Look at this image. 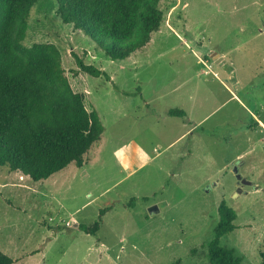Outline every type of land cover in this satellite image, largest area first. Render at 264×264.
Returning a JSON list of instances; mask_svg holds the SVG:
<instances>
[{
	"label": "rangeland",
	"instance_id": "1",
	"mask_svg": "<svg viewBox=\"0 0 264 264\" xmlns=\"http://www.w3.org/2000/svg\"><path fill=\"white\" fill-rule=\"evenodd\" d=\"M159 8L148 43L111 59L60 21L53 0L32 6L22 43L59 48L72 89L105 130L83 166L69 164L45 180L0 166V251L12 264H207L221 200L237 216L220 244L241 264H260L264 0H161ZM73 53L105 74L73 75ZM169 107L187 114L169 116ZM153 205L158 211L149 213ZM106 206L96 234L78 228Z\"/></svg>",
	"mask_w": 264,
	"mask_h": 264
},
{
	"label": "trees",
	"instance_id": "2",
	"mask_svg": "<svg viewBox=\"0 0 264 264\" xmlns=\"http://www.w3.org/2000/svg\"><path fill=\"white\" fill-rule=\"evenodd\" d=\"M36 1L0 0V166L40 181L69 164L83 166L84 155L105 128L98 112L85 107L84 95L72 89L59 48L53 43H22ZM53 1L60 21L81 30L111 59H126L144 47L162 19L161 0ZM73 55L78 68L72 70L73 75L79 71L105 74ZM167 115L186 114L172 108ZM134 200L132 197L128 206H133ZM110 208L100 209L90 226L79 224L78 228L96 234L101 217ZM217 213L213 237L206 243L207 264H241L232 249L220 244V238L236 228L237 214L224 200ZM259 255L260 264H264V250ZM12 263L13 259L0 251V264Z\"/></svg>",
	"mask_w": 264,
	"mask_h": 264
},
{
	"label": "water",
	"instance_id": "3",
	"mask_svg": "<svg viewBox=\"0 0 264 264\" xmlns=\"http://www.w3.org/2000/svg\"><path fill=\"white\" fill-rule=\"evenodd\" d=\"M211 58H212L216 63H218V62L222 59V58H221L219 55H217V54H211ZM233 171H234V173H235L237 179L240 180V182H241L242 184H249V183H250V181H248V180H246V179H244V178L241 177V175L238 173V168H237V166H235V168H234ZM157 211H158V209H157V206H156V205H153V206H151V207L148 208V212H149V213H154V212H157Z\"/></svg>",
	"mask_w": 264,
	"mask_h": 264
},
{
	"label": "crops",
	"instance_id": "4",
	"mask_svg": "<svg viewBox=\"0 0 264 264\" xmlns=\"http://www.w3.org/2000/svg\"><path fill=\"white\" fill-rule=\"evenodd\" d=\"M215 76H216V74H215ZM219 83L231 94V96L232 97H234L236 100H238L240 103H242L241 102V100L238 98V96H237V94L235 93V92H233V91H231V89L229 88V86L225 83V82H223L221 79H219ZM145 103H146V105H148L149 104V102L148 101H146L145 100ZM173 107H169V108H167L166 109V112L165 113H167V111L169 110V109H172ZM185 111V110H184ZM185 114H187V112L185 111ZM251 114L253 115V116H255V114L253 113V112H251ZM203 120V119H202ZM197 123H199V122H194L193 124H194V126L197 124ZM262 123V122H261ZM263 124V123H262ZM264 125V124H263ZM189 131V129L188 130H186V132H185V134L187 133ZM182 135H184V134H182Z\"/></svg>",
	"mask_w": 264,
	"mask_h": 264
},
{
	"label": "built area",
	"instance_id": "5",
	"mask_svg": "<svg viewBox=\"0 0 264 264\" xmlns=\"http://www.w3.org/2000/svg\"><path fill=\"white\" fill-rule=\"evenodd\" d=\"M201 62L207 68L205 72H210L211 65L207 64L205 61H201Z\"/></svg>",
	"mask_w": 264,
	"mask_h": 264
}]
</instances>
